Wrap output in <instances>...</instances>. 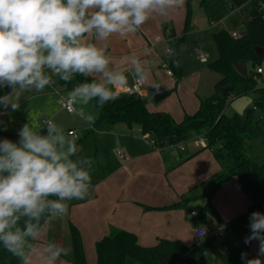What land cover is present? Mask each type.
<instances>
[{"label":"crops","instance_id":"crops-1","mask_svg":"<svg viewBox=\"0 0 264 264\" xmlns=\"http://www.w3.org/2000/svg\"><path fill=\"white\" fill-rule=\"evenodd\" d=\"M191 10L192 30L188 37L192 40L191 49L197 54L199 49L206 56L207 62L203 64L208 63L207 48H215V62L219 58L214 34L226 31L242 38L247 33L250 4L234 9L227 0H210L205 10L201 8L200 0H192ZM187 14L185 0L183 7L173 10L167 19L153 17L138 32L124 38L113 35L106 41H95L111 56V67L129 75L128 87L134 83L131 61H142L148 78L140 98L146 101L150 113L168 114L176 123H182L186 116H194L200 109L201 100L212 97L220 81L209 68L188 72L182 66V80L178 83L176 76L168 74L172 72L169 50L173 52L175 43L184 35ZM239 29L244 31L238 34ZM171 34L174 38L170 37ZM94 39L92 34L85 37L87 42ZM259 68L263 69L261 78L264 80V60ZM156 87L164 88L169 96L156 102L150 94ZM47 88L39 93L34 90L22 93L17 89L11 100L18 104V96L24 94V102H29L35 96H43L48 92ZM4 89L0 88V93ZM124 89L118 91L117 97L123 95ZM158 103L161 105H156ZM15 112L11 107L7 110L0 107L1 132L18 135L13 128L18 120L14 117ZM98 114L91 115V125L83 119L77 125L81 132L76 140L79 155L89 161V194L83 200L69 201L66 215L50 219L47 223L42 220L44 235L40 241L33 242L36 246L33 264H38L36 253L46 241H53L70 250L68 255L60 257L58 264H74L72 226L80 233L87 264H97L96 245L113 230L134 235L143 248H154L161 241H181L191 246L195 243L192 233L197 227H207L212 236L225 228L210 219L200 222L196 218L198 214L190 209L194 202H201L203 209L206 201L195 198L212 190L216 176L222 170L214 150L207 148V140L203 138L205 131L202 135L193 133L192 140L189 137L188 142L182 145L158 149L138 126L97 127ZM261 125L264 128V120ZM196 142H204L205 147H197ZM247 158L264 166V138L251 142ZM213 205L228 225L247 213L250 200L242 191L238 179L233 177L217 192ZM192 212L196 213L194 218L189 217ZM20 225H23V218ZM259 243L255 241L251 247L256 258ZM259 258L264 262V256ZM0 264H21V261L0 244Z\"/></svg>","mask_w":264,"mask_h":264},{"label":"clouds","instance_id":"clouds-1","mask_svg":"<svg viewBox=\"0 0 264 264\" xmlns=\"http://www.w3.org/2000/svg\"><path fill=\"white\" fill-rule=\"evenodd\" d=\"M185 0H0V107L19 105L11 96L19 90L43 92L54 81L49 73L70 83L67 99L75 115L90 125L83 110L95 102L103 108L129 85V75L111 67L112 58L96 40L121 38L138 32L153 17L167 19ZM88 34L94 36L87 42ZM169 54L173 53L169 50ZM175 62V61H174ZM133 80L143 82L148 71L139 59L131 61ZM91 78V79H89ZM6 130V129H5ZM18 141L0 139V244L21 264H33L34 241L44 235L42 220L68 213L69 201L85 199L91 187L89 161L79 155L72 138L51 120L40 130L29 123L18 130ZM23 218V225L20 221ZM251 235L258 240V256L246 264H264V213L249 216ZM202 235L201 231L199 232ZM204 234V233H203ZM69 249L46 241L36 253L38 264H58ZM246 254L242 253L244 259Z\"/></svg>","mask_w":264,"mask_h":264},{"label":"trees","instance_id":"trees-1","mask_svg":"<svg viewBox=\"0 0 264 264\" xmlns=\"http://www.w3.org/2000/svg\"><path fill=\"white\" fill-rule=\"evenodd\" d=\"M209 1L200 0L201 8L207 10ZM227 1L234 9L251 5L247 33L237 40L226 31L214 34L219 58L208 68L220 76V81L215 86L214 95L201 100L200 109L194 116H186L182 123H176L168 114L150 113L145 100L129 95L119 96L103 108L95 107L99 111L97 127L111 128L120 124L128 128L138 126L158 149L182 145L188 142L191 133L205 131L207 148L214 150L222 170L216 176L212 190L195 198L206 201L196 218L202 223L213 220L219 227H225L222 231L228 236L220 243L217 241L220 237L214 235L203 243L191 246L181 241H161L154 248H143L138 245L134 235L113 230L96 245L97 264H246L247 260L256 258L251 247L258 240L246 244L245 238L251 235L250 214L254 211L264 213V166L248 159L247 152L253 140L264 138V128L261 125L264 120V86H259L254 80L256 70L264 60V0ZM191 2L192 0H187L188 14L184 35L177 40L173 54L170 55L169 68L176 76L177 83L182 80L183 45L187 33L192 30ZM170 37L174 38L173 34ZM256 48L261 49L260 55L256 54ZM242 61L251 66L248 78L240 76L235 70V64ZM81 82H84V78L79 76L70 83L59 80V84L67 90ZM230 87H234V90L223 96L222 90ZM10 91V88H5L0 96ZM242 97H250L253 105L241 117L230 110V104ZM3 138L19 140L16 134L0 131V139ZM233 177L238 179L250 205L245 215L225 225L213 205V198ZM71 240L74 264H87L80 233L73 226ZM224 247L228 249L227 255L222 253ZM242 253L246 254L244 259L241 258Z\"/></svg>","mask_w":264,"mask_h":264},{"label":"rangeland","instance_id":"rangeland-1","mask_svg":"<svg viewBox=\"0 0 264 264\" xmlns=\"http://www.w3.org/2000/svg\"><path fill=\"white\" fill-rule=\"evenodd\" d=\"M238 26H241V24ZM243 31L244 29H239L238 34H241V32ZM190 32L187 33V39L184 45L185 49L183 48V52H182V66L183 68H186L188 72H194L197 69H208L209 65L215 62L217 58V52L215 48H213L212 50L211 49L208 50L207 48L206 49L207 51H205V53L208 56V63L203 64L200 61L198 54L194 51L193 48L191 49L192 40L191 38L188 37ZM250 70H251V66H250ZM49 74L52 76V80L54 81V83L47 88L48 92L46 91L43 96H37V97L35 96L36 98L34 97L29 102L28 101L24 102L26 101L25 100L26 98H24V94L22 96H18L17 102H19L18 103L19 109L16 110L15 112L16 115L14 116L15 119H18V120L15 123V126L13 127L15 128L14 130L18 132V130L25 123H29L30 126H32L35 130H40L45 126L46 121L51 120L58 127L63 129L67 135H68V132L70 131H76L77 134L80 136L81 132L79 128L77 127V125L80 123V120L82 121V119L78 117L77 115H75V113L68 114L66 111H64L60 107V102L63 99H67L69 92L71 90H67L66 88L62 87L59 84V80H60L59 77H57L56 75L52 73H49ZM213 75H215V73ZM214 77L215 78L217 77L216 79L220 78V76L218 75H215ZM19 91L23 93V90H19ZM156 105L159 106L161 105V103H158ZM79 106L80 105H76L75 109L80 108ZM81 110L93 116L94 114L95 115L98 114L97 109L95 108V102L89 104L87 107H84ZM193 133L202 135L204 131H198V132H193ZM193 133H191L189 136L191 140L193 137L192 135H194ZM203 138H205V135L203 136ZM196 140H200V139H196ZM73 141L75 142L76 145H78V141H76L75 139H73ZM200 203L201 202L191 203L192 207L190 209L196 212L197 214H199L202 210ZM210 237H211V232H210ZM217 241L218 243H220L222 242V239L218 238ZM133 264H139V263L133 262Z\"/></svg>","mask_w":264,"mask_h":264},{"label":"built area","instance_id":"built-area-1","mask_svg":"<svg viewBox=\"0 0 264 264\" xmlns=\"http://www.w3.org/2000/svg\"><path fill=\"white\" fill-rule=\"evenodd\" d=\"M231 36L235 40L239 39V37L236 34H232ZM157 42H160V39H157ZM197 52L199 54L200 61L202 63H206L207 62L206 56L199 49H197ZM168 74L170 76L173 75L172 72H170V71L168 72ZM262 74H263V69L258 68L256 70V73H255V76H254V80L256 81V83L258 85L264 86V80L261 78ZM145 84H146L145 81L140 82V81H135L134 80V83H133V85L131 87H126L124 89L123 95L141 97L142 90H143ZM60 106L68 114H74L75 113V110L76 109L73 107V102L69 101L68 99H63L60 102ZM68 136L71 137V138H73V139H75V140H78V135H77L76 131H70V132H68ZM195 145L197 147L198 146L205 147L204 142H196ZM195 215L196 214L194 212H192V213H190L189 217L190 218H194ZM200 231H201L202 235L199 234ZM192 235H193L194 242L196 244H200V243L205 242L210 237V231L205 226L197 227V228H195L193 230ZM216 236H219L221 239H225L227 237V234L224 233L223 231H221ZM222 253H223V255H227L228 254V249L226 247H224L223 250H222Z\"/></svg>","mask_w":264,"mask_h":264},{"label":"water","instance_id":"water-1","mask_svg":"<svg viewBox=\"0 0 264 264\" xmlns=\"http://www.w3.org/2000/svg\"><path fill=\"white\" fill-rule=\"evenodd\" d=\"M256 54L260 55L261 54V49L256 48ZM235 70L237 73L244 77L248 78L249 75V69H248V63L246 61L238 62L235 64ZM234 90V87L230 88H225L222 90V95L227 96L229 93H231ZM150 94L154 97V100L156 102H160L164 99H166L169 96V92L166 91L162 87H156L150 91ZM253 105V100L250 97H242L239 99L234 100L230 104V109L238 114L239 116H244L246 111Z\"/></svg>","mask_w":264,"mask_h":264}]
</instances>
